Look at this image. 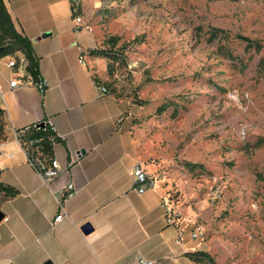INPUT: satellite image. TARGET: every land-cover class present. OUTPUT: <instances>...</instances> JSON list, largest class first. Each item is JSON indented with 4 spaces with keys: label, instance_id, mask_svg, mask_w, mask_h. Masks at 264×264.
<instances>
[{
    "label": "rangeland",
    "instance_id": "rangeland-1",
    "mask_svg": "<svg viewBox=\"0 0 264 264\" xmlns=\"http://www.w3.org/2000/svg\"><path fill=\"white\" fill-rule=\"evenodd\" d=\"M80 14L175 223L197 234L194 264H264V0H80Z\"/></svg>",
    "mask_w": 264,
    "mask_h": 264
},
{
    "label": "crops",
    "instance_id": "crops-1",
    "mask_svg": "<svg viewBox=\"0 0 264 264\" xmlns=\"http://www.w3.org/2000/svg\"><path fill=\"white\" fill-rule=\"evenodd\" d=\"M2 1L16 30L31 41L45 88H10L13 75L0 57V183L16 191L0 195V264H194L189 232L167 222L155 166L115 98L97 87L104 85L103 71L90 55L89 36L73 30L69 1ZM45 121L57 135L52 157L64 169L47 185L16 139ZM137 163L154 177V187L141 194L132 179ZM69 182L77 192L54 223L53 191ZM84 224L90 232L81 231Z\"/></svg>",
    "mask_w": 264,
    "mask_h": 264
},
{
    "label": "built area",
    "instance_id": "built-area-1",
    "mask_svg": "<svg viewBox=\"0 0 264 264\" xmlns=\"http://www.w3.org/2000/svg\"><path fill=\"white\" fill-rule=\"evenodd\" d=\"M71 6V19L73 22V30L74 32H84L92 39L93 29L88 22H86L80 14V0H68ZM76 45V43H74ZM5 66L12 73V79L9 81L10 88H17L21 85L29 84L35 86L40 92H42L45 88V83L41 78L37 77L34 79L29 75L27 71V60L21 54H13L5 57ZM101 93H107L104 85L97 86ZM232 98L236 99V93H233ZM43 126L48 128L50 132L49 141L53 145L57 140V135L54 131L53 126L49 121L42 122ZM17 141L20 142L19 136H16ZM23 150L25 151L28 162L31 164L42 183L47 185L49 181L59 176V174L64 171L61 168L59 163L53 159H46L39 151L31 150V144H21ZM132 179L133 186L136 189L137 193L141 194L147 189H151L154 187V177L151 174L146 173L143 167L137 163L132 170ZM76 189L74 188L72 183H67L63 185L60 189L53 191V195L57 201L59 207V213L54 218L53 222L56 223L64 218L66 215L64 213L63 203L69 199H71L76 194ZM220 191L218 188H214L211 192L213 197H218ZM161 206L165 210V215L167 217V222L172 224L175 222L174 215L172 213V209L168 207V201L164 198ZM181 237V233H178V238ZM192 239L197 238V234L193 233L191 236ZM179 240V239H178ZM140 264H151L143 259H139Z\"/></svg>",
    "mask_w": 264,
    "mask_h": 264
},
{
    "label": "trees",
    "instance_id": "trees-1",
    "mask_svg": "<svg viewBox=\"0 0 264 264\" xmlns=\"http://www.w3.org/2000/svg\"><path fill=\"white\" fill-rule=\"evenodd\" d=\"M242 40L247 38L239 37ZM0 57L13 54H21L27 60V71L34 79L38 77V63L31 41L21 35L15 28L14 23L3 3L0 0ZM21 144H31V150L39 151L46 159L52 158L53 145L49 141L50 132L45 126L38 124L30 126L18 132ZM5 140L3 110L0 108V143ZM16 193L15 189L4 186L0 183V195L12 196ZM195 258H193V261Z\"/></svg>",
    "mask_w": 264,
    "mask_h": 264
},
{
    "label": "water",
    "instance_id": "water-1",
    "mask_svg": "<svg viewBox=\"0 0 264 264\" xmlns=\"http://www.w3.org/2000/svg\"><path fill=\"white\" fill-rule=\"evenodd\" d=\"M0 51H1V48H0ZM43 123H39L38 126H42ZM83 151H81L82 153ZM2 219V215L0 214V220ZM81 231L84 232V233H88L91 231V227L89 224H84L82 227H81ZM49 264V263H47Z\"/></svg>",
    "mask_w": 264,
    "mask_h": 264
}]
</instances>
